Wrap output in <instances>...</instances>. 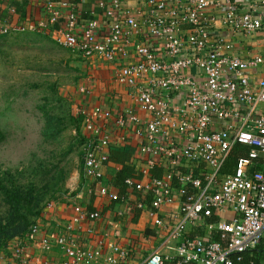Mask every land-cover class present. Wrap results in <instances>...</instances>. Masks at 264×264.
<instances>
[{
	"label": "built area",
	"instance_id": "obj_1",
	"mask_svg": "<svg viewBox=\"0 0 264 264\" xmlns=\"http://www.w3.org/2000/svg\"><path fill=\"white\" fill-rule=\"evenodd\" d=\"M126 1L112 0L109 6L98 1L103 13L92 12L85 22L74 11L62 14L65 2L48 3L45 20L0 25V35L54 27L56 44L117 65L113 77L129 88L132 105L115 115L82 105L76 115L86 132L80 147L82 174L96 184L99 196L119 197L103 182L115 133L106 127L108 120L120 130L121 142L139 138L136 169L141 178L128 177L124 183L140 196L132 203L129 195L122 197L131 209L142 210L147 207L142 198L150 194L147 213L156 239L174 254L154 251L137 264H163L169 257L180 264H231L232 255L264 239V47L242 57L221 30L253 38L264 28V0H142L147 11L138 16ZM237 144L248 149L231 172L223 173ZM156 169L162 175L156 176ZM175 203L176 212L160 213ZM72 212L70 222L55 233L40 236L43 228L35 221L13 238L7 246L11 264L36 261L26 254L34 242L46 252L61 250L59 264H128L130 252L118 243L100 238L94 248H84L77 241L75 230L82 221L99 219L98 210L74 205ZM214 216V222L207 221ZM189 225L202 226L208 235L188 236Z\"/></svg>",
	"mask_w": 264,
	"mask_h": 264
},
{
	"label": "crops",
	"instance_id": "obj_2",
	"mask_svg": "<svg viewBox=\"0 0 264 264\" xmlns=\"http://www.w3.org/2000/svg\"><path fill=\"white\" fill-rule=\"evenodd\" d=\"M98 1L100 0H0V25L10 26L14 24H24L29 21L37 22L38 20H45L47 18L46 5L52 3L55 6H59L62 2L67 4L66 7L59 8L62 14L66 11H74L77 13L79 19L85 22L91 18L92 12L98 14L103 13L104 7H100ZM103 1L106 6H109L112 0ZM125 5L137 16L139 15L138 12L147 11V6H145L142 0H128L125 2ZM12 9L14 12H12ZM100 21H103V25L106 24L104 19ZM53 29L54 27L39 32L28 30L10 32L0 35V40L6 38L5 35L10 34V36H13L15 42L24 44L23 46L27 45L26 47L30 48L35 47L36 44L38 45L48 41L52 43V47L64 49L69 57L73 56L76 59L72 62L73 66L75 65L74 70L77 76L73 79L72 91L69 94L72 96L70 99V107L73 115L77 119L80 118V116L76 115V109L82 105L89 108L100 106L103 109L110 110L114 115L121 112L123 107L132 105L129 96V88L118 84L113 77V71L117 68L116 64L106 62L105 60L103 61L96 57L85 58L71 49L56 44L53 39ZM221 31H223L222 35L233 43L235 52L242 57H248L263 51L264 28L258 31L253 38H245L241 34L231 33L228 30ZM255 75L260 76L262 73L258 72ZM81 87L84 90H80ZM138 114L141 115L139 111ZM143 115H141V117ZM143 117H145V115ZM79 124L82 134H85L86 132L83 129L82 121H80ZM106 127L115 131L112 136L113 144L109 154L111 151L127 153L129 155V160L126 164L131 167L133 171L130 178L140 179L141 176L136 169V164H138L136 153L139 138L128 136L124 142H121V133L115 126L114 121L108 120ZM120 167L121 165L119 164L109 162L104 168L103 182L109 184L110 190L119 195L116 200H110L108 197L98 195L96 184L89 182L86 178L82 182L81 163L79 169L80 180L77 186L71 188L69 185H66L68 188L67 194L74 191L72 194L68 195L67 200L70 202L59 197L49 208H44L42 215L35 220L39 222L43 228L40 236L45 233H55L59 228L66 226L71 220L73 213L72 207L74 205H79L89 212L98 210L101 215L99 219L93 221H82L79 225V229L75 230L74 233L78 239L77 241H79L84 248H94L97 240L100 238H104L108 244L118 243L127 248L130 252L128 264H137L154 251L172 256L174 252L165 247H160V242L156 239L157 236L155 232L157 229L154 227L153 220L147 213V210L151 209L149 208V201L151 199L150 194H145L142 198L147 206L146 208L142 210L136 208L131 209L132 207L126 205V200L124 201L122 196L129 195L131 197L129 202L132 203L135 197L140 196V193L127 188H125L123 192H119L114 186L113 177ZM191 168L195 170V172L198 170L196 165ZM181 169L185 170L186 168ZM162 173L160 169L155 170V174L159 176L162 175ZM176 210L177 205L175 203L163 206L160 213L169 214L171 212H176ZM227 214L231 216L230 212ZM213 218L215 221L217 216ZM87 228H91L93 233H88L85 230ZM204 231L202 226L189 225L187 228V235H208ZM151 236L155 237L151 238ZM210 236H212L213 239H217L218 235L212 232ZM41 247L39 242L31 243L27 247L26 254L30 256L32 260H36L33 261L32 264H44L43 262L47 261L51 264H59L63 259V254L57 247H54L50 252L44 251ZM170 258L171 257H169V259ZM0 264H11L9 249L0 252Z\"/></svg>",
	"mask_w": 264,
	"mask_h": 264
},
{
	"label": "rangeland",
	"instance_id": "obj_3",
	"mask_svg": "<svg viewBox=\"0 0 264 264\" xmlns=\"http://www.w3.org/2000/svg\"><path fill=\"white\" fill-rule=\"evenodd\" d=\"M5 37L0 40V171L12 172L35 163L33 154L50 159L54 152L72 145L66 157L69 177L65 188H74L80 180L83 135L70 107L69 93L77 76L72 61L76 59L48 41L30 48L15 42L10 34ZM49 117L54 118L53 125L61 119L58 141L43 139ZM67 192L59 197L67 200L74 191Z\"/></svg>",
	"mask_w": 264,
	"mask_h": 264
},
{
	"label": "trees",
	"instance_id": "obj_4",
	"mask_svg": "<svg viewBox=\"0 0 264 264\" xmlns=\"http://www.w3.org/2000/svg\"><path fill=\"white\" fill-rule=\"evenodd\" d=\"M80 119L76 120L77 125ZM48 120L46 130L42 134L43 139L44 141L50 139L51 142L58 141L61 119H56L57 123L54 125L53 117H49ZM51 131L54 133L49 134ZM82 142L83 137L80 140L81 144ZM247 149L246 146L237 144L223 164L221 171L231 172L238 156L244 155ZM71 151L72 145L54 152L50 159L38 158L36 154H33L35 163H29L26 167L15 169L12 172L10 169L0 171V252L7 249L13 238L22 236L28 230L42 215L49 201L67 192L65 183L69 177V170L66 166V157ZM81 154L79 150L80 164L82 163ZM128 160L129 155L119 151H111L108 157V162L121 165L113 177V184L119 192H123L126 188L124 180L132 176V168L126 164ZM81 176L83 182L85 178L82 171ZM212 218H208L207 221L213 222L214 218ZM231 259V264H262L264 239L260 240L255 248L232 255ZM163 264L180 263L177 258H170L166 259Z\"/></svg>",
	"mask_w": 264,
	"mask_h": 264
}]
</instances>
